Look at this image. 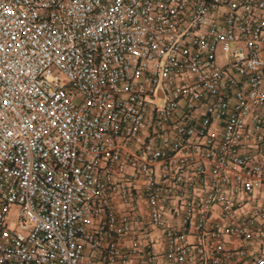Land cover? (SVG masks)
Returning <instances> with one entry per match:
<instances>
[{"label":"built area","instance_id":"obj_1","mask_svg":"<svg viewBox=\"0 0 264 264\" xmlns=\"http://www.w3.org/2000/svg\"><path fill=\"white\" fill-rule=\"evenodd\" d=\"M264 264V0H0V264Z\"/></svg>","mask_w":264,"mask_h":264},{"label":"crops","instance_id":"obj_2","mask_svg":"<svg viewBox=\"0 0 264 264\" xmlns=\"http://www.w3.org/2000/svg\"><path fill=\"white\" fill-rule=\"evenodd\" d=\"M148 241L150 242V261L151 264H164L163 259V242L161 239V232L158 229H152L147 234Z\"/></svg>","mask_w":264,"mask_h":264},{"label":"trees","instance_id":"obj_3","mask_svg":"<svg viewBox=\"0 0 264 264\" xmlns=\"http://www.w3.org/2000/svg\"><path fill=\"white\" fill-rule=\"evenodd\" d=\"M150 249H151V247H150V243L146 246V248H145V251H146V257H147V259L149 260L150 259V257H151V254L149 253L150 252Z\"/></svg>","mask_w":264,"mask_h":264}]
</instances>
